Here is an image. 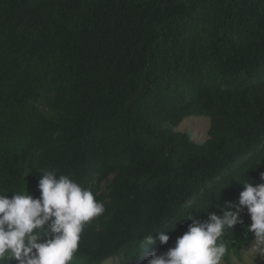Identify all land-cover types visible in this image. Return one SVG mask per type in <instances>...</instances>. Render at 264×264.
Returning <instances> with one entry per match:
<instances>
[{"label": "trees", "instance_id": "1", "mask_svg": "<svg viewBox=\"0 0 264 264\" xmlns=\"http://www.w3.org/2000/svg\"><path fill=\"white\" fill-rule=\"evenodd\" d=\"M41 170L105 205L70 264H147L238 203L264 183V0H0V191L39 197ZM240 216L224 264L253 239Z\"/></svg>", "mask_w": 264, "mask_h": 264}, {"label": "clouds", "instance_id": "2", "mask_svg": "<svg viewBox=\"0 0 264 264\" xmlns=\"http://www.w3.org/2000/svg\"><path fill=\"white\" fill-rule=\"evenodd\" d=\"M40 172L39 197L28 191H11L9 197L6 193L10 191H0V264L13 260L16 264H70L86 223L105 212L104 203L68 175L56 170ZM242 183L238 203L227 201L221 214L209 212L206 220L189 217L187 231L176 238L173 247L159 254L145 252L150 253L148 257L143 254L149 258L147 264H222L228 255L222 238L243 223L240 213L245 208L251 219L247 232L253 238L252 259L264 256V183ZM167 230H154L161 244L170 239ZM150 233L144 234L140 249L156 243Z\"/></svg>", "mask_w": 264, "mask_h": 264}, {"label": "rangeland", "instance_id": "3", "mask_svg": "<svg viewBox=\"0 0 264 264\" xmlns=\"http://www.w3.org/2000/svg\"><path fill=\"white\" fill-rule=\"evenodd\" d=\"M209 126V120L203 116H189L182 120L177 125L176 130L186 131L190 134L191 139L196 142H202L207 137V130ZM253 240L242 249L241 258L232 257L233 264H264V256L257 255L255 260L252 259L253 252L251 245ZM145 257L150 256V253H145ZM104 264H115V261L108 259ZM222 264H224L222 262Z\"/></svg>", "mask_w": 264, "mask_h": 264}]
</instances>
